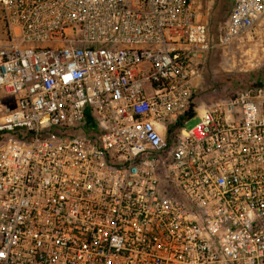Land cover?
I'll return each instance as SVG.
<instances>
[{"label":"built area","instance_id":"built-area-1","mask_svg":"<svg viewBox=\"0 0 264 264\" xmlns=\"http://www.w3.org/2000/svg\"><path fill=\"white\" fill-rule=\"evenodd\" d=\"M230 1L215 43L198 0H0V264H264V87L176 126L209 53L264 61Z\"/></svg>","mask_w":264,"mask_h":264},{"label":"rangeland","instance_id":"rangeland-1","mask_svg":"<svg viewBox=\"0 0 264 264\" xmlns=\"http://www.w3.org/2000/svg\"><path fill=\"white\" fill-rule=\"evenodd\" d=\"M198 20L208 26L210 41L220 40L231 12L230 0H198ZM204 70L194 88V103L204 108L248 86L264 87V61L261 50L249 42H241L209 53ZM198 123L193 117L185 122V128Z\"/></svg>","mask_w":264,"mask_h":264},{"label":"trees","instance_id":"trees-1","mask_svg":"<svg viewBox=\"0 0 264 264\" xmlns=\"http://www.w3.org/2000/svg\"><path fill=\"white\" fill-rule=\"evenodd\" d=\"M193 107H194V108L196 107L195 103H194V105H193V104L191 105L190 109L185 113L184 117H182V118L177 122V124H176L177 127H179V126H183V123H184L185 121H187V120H189V119H191V118H193V117L196 116L195 111L193 110ZM171 131H172V130L170 129V132H171Z\"/></svg>","mask_w":264,"mask_h":264},{"label":"crops","instance_id":"crops-1","mask_svg":"<svg viewBox=\"0 0 264 264\" xmlns=\"http://www.w3.org/2000/svg\"><path fill=\"white\" fill-rule=\"evenodd\" d=\"M202 110H203V108H201V107L198 108V106H196V107L194 108V111H195V114H196L195 117L198 118V121H199V114L202 112Z\"/></svg>","mask_w":264,"mask_h":264}]
</instances>
